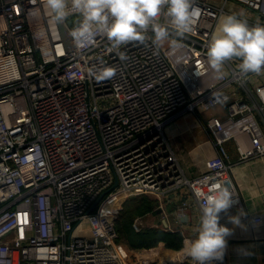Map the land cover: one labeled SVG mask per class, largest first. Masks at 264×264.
I'll list each match as a JSON object with an SVG mask.
<instances>
[{"label":"built area","instance_id":"obj_1","mask_svg":"<svg viewBox=\"0 0 264 264\" xmlns=\"http://www.w3.org/2000/svg\"><path fill=\"white\" fill-rule=\"evenodd\" d=\"M193 8L179 47L131 43L119 49L122 61L103 35L76 42L83 17L71 5L64 20L73 47L45 0H0V264L186 263L185 248L123 254L116 222L141 196L183 222L227 188L240 222L262 226V215L246 211L234 170L264 158V73L244 74L234 59L217 80L207 45L224 14L264 25V0H193ZM104 67L115 75L100 79ZM186 116L209 140L196 171L168 135ZM145 218L134 221L136 232L148 228ZM214 264H229L225 250Z\"/></svg>","mask_w":264,"mask_h":264},{"label":"clouds","instance_id":"obj_2","mask_svg":"<svg viewBox=\"0 0 264 264\" xmlns=\"http://www.w3.org/2000/svg\"><path fill=\"white\" fill-rule=\"evenodd\" d=\"M45 3L57 22L69 15L71 5V10L83 17L72 33L76 42L88 45L96 36L103 35L122 61L127 56L119 49L131 43L151 42L159 47L170 41L173 47H179L180 38L192 31L196 14L193 0H45ZM173 36L175 39L170 40ZM234 59L239 61L237 67L244 74L264 73V25L250 26L235 14H224L208 42L207 65L219 80L225 76L226 62ZM115 71L104 67L97 75L108 79ZM231 196L227 188L214 191L202 207L195 238L185 242V253L195 264H214L223 259L229 229L219 223V214L230 208ZM229 219L239 222L238 217Z\"/></svg>","mask_w":264,"mask_h":264},{"label":"crops","instance_id":"obj_3","mask_svg":"<svg viewBox=\"0 0 264 264\" xmlns=\"http://www.w3.org/2000/svg\"><path fill=\"white\" fill-rule=\"evenodd\" d=\"M196 123L192 116H186L168 129L173 148L182 155L185 164L195 171L197 167H203L209 149V140ZM228 149L233 160L237 161L234 145L228 144ZM234 177L246 203V211L264 218V158L236 166ZM219 215V223L229 229L224 249L229 264H264V222L259 228L251 230L240 222L242 212L228 209ZM200 217V211L195 210L183 222L174 219V223H178H175V227L188 240L194 239ZM229 217H238L239 222L233 223Z\"/></svg>","mask_w":264,"mask_h":264},{"label":"trees","instance_id":"obj_4","mask_svg":"<svg viewBox=\"0 0 264 264\" xmlns=\"http://www.w3.org/2000/svg\"><path fill=\"white\" fill-rule=\"evenodd\" d=\"M159 203L148 197L127 202L116 222L117 243L128 251L151 250L164 245L168 251L179 252L185 248V236L181 231L169 232L161 228H147L136 232L133 228L138 217L158 214ZM184 264H190L186 262Z\"/></svg>","mask_w":264,"mask_h":264},{"label":"rangeland","instance_id":"obj_5","mask_svg":"<svg viewBox=\"0 0 264 264\" xmlns=\"http://www.w3.org/2000/svg\"><path fill=\"white\" fill-rule=\"evenodd\" d=\"M219 2V1H218ZM217 2V3H218ZM229 5H228V9H229ZM238 12L242 13V10H238L236 9ZM68 23L71 25V27H74L75 26V23H76V18H70L68 19ZM171 39H175V37H170V40ZM170 46H172V44L170 43V41H166L163 45H161L160 47L162 49H168ZM143 197H146V196H141V197H137V198H134V199H140V198H143ZM150 199H153L151 197H148ZM132 199V200H134ZM154 200V199H153ZM167 218V221L168 223L170 224V226H173L175 227V223H174V219L171 218V217H165V215H162V214H157L155 216H152V215H149L145 218V221L147 223V227L148 228H153V227H156V228H161V227H164L163 226V220ZM165 229V228H164ZM176 231H178L177 229H174ZM170 232V231H169ZM162 246V247H161ZM160 247H158L157 249L161 250L163 249L165 246L164 245H161ZM164 246V247H163ZM124 248V247H122ZM132 252V251H128L126 250L125 252L123 251V254L125 256L129 255V253ZM142 251H137L135 253H141ZM185 258L187 259L186 261L189 262V258L188 256H185ZM191 264V262H189ZM156 264H159V263H156Z\"/></svg>","mask_w":264,"mask_h":264},{"label":"water","instance_id":"obj_6","mask_svg":"<svg viewBox=\"0 0 264 264\" xmlns=\"http://www.w3.org/2000/svg\"><path fill=\"white\" fill-rule=\"evenodd\" d=\"M57 23H58V26H59V30H60V33H61V37L63 39V42L66 45H69L70 47H73L74 46V44H73V38L68 34V29H67V26L65 24V20L59 21ZM117 184L118 183H116V186H117ZM158 214H162V211L161 210L158 211ZM163 224H164L165 227L168 226V223H167L166 220H163Z\"/></svg>","mask_w":264,"mask_h":264}]
</instances>
